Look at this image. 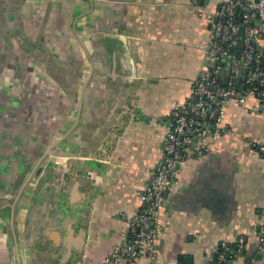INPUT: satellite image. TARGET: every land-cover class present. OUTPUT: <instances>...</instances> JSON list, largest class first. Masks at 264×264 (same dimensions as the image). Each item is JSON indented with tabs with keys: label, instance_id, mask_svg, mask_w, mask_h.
Segmentation results:
<instances>
[{
	"label": "crops",
	"instance_id": "crops-1",
	"mask_svg": "<svg viewBox=\"0 0 264 264\" xmlns=\"http://www.w3.org/2000/svg\"><path fill=\"white\" fill-rule=\"evenodd\" d=\"M220 2L0 0V264H103L142 208L167 114L208 61L206 14ZM225 123L235 133L176 176L157 264H214L240 237L255 249L264 157L249 139L264 143V108L231 101ZM60 171L65 191L51 186Z\"/></svg>",
	"mask_w": 264,
	"mask_h": 264
},
{
	"label": "built area",
	"instance_id": "built-area-1",
	"mask_svg": "<svg viewBox=\"0 0 264 264\" xmlns=\"http://www.w3.org/2000/svg\"><path fill=\"white\" fill-rule=\"evenodd\" d=\"M201 1L191 0L195 6ZM206 15L211 23L205 44L208 61L194 79L190 96L174 102L167 114L159 161L140 192L142 208L127 218L124 238L109 250L103 264H157L162 211L173 195L179 171L222 134L235 133L225 123L229 102L264 108V0H221L217 9ZM249 141L264 157V143ZM258 233L263 244L264 220ZM244 243L243 237L237 239L234 255ZM229 245L221 244L217 263L226 259Z\"/></svg>",
	"mask_w": 264,
	"mask_h": 264
},
{
	"label": "water",
	"instance_id": "water-1",
	"mask_svg": "<svg viewBox=\"0 0 264 264\" xmlns=\"http://www.w3.org/2000/svg\"><path fill=\"white\" fill-rule=\"evenodd\" d=\"M16 21H17V27L21 28L19 16L16 18ZM9 51H10V49H8L6 47V44L4 45V42L2 44H0V71H1V68L3 67V65L6 61V58L8 56ZM116 121L113 122L111 124V126L109 127V129L105 132L106 134L104 135V138L101 140V145L98 147V153L96 154L97 157L104 158L103 153H102L103 152L102 144L105 143V138L107 137V135L110 132V130L112 129V127H114ZM34 173L30 176V178H32V176L34 177V175H35ZM65 175H66V173L63 174L60 171V175L56 176V178L54 179V182L51 186H57L62 191H65L71 184L74 183L73 180H71L68 177H65ZM24 186L22 185L21 187H19V189H18L19 192H20L22 187L24 188ZM234 245H235V243H231V248H233ZM82 247H83V242L81 243V245L77 246V249L80 251V250H82ZM246 252H247V248H245V247L242 248L240 251H238L236 255L228 252L226 255V259H225L226 264L233 263V261L235 259H236L235 263L239 262L240 264H249V260H251V259H256V260L263 259V257H264V243L261 244L260 238H259V240L256 242L255 249H254L253 253H251L250 255H247ZM217 255H218V253L216 254V257H217ZM178 258L181 260L179 264H193V259L191 256L179 255ZM214 264H218V263L214 262Z\"/></svg>",
	"mask_w": 264,
	"mask_h": 264
},
{
	"label": "trees",
	"instance_id": "trees-1",
	"mask_svg": "<svg viewBox=\"0 0 264 264\" xmlns=\"http://www.w3.org/2000/svg\"><path fill=\"white\" fill-rule=\"evenodd\" d=\"M235 245H236V244H235ZM235 245L233 246V248H231V244L229 245V249L226 251L225 256L227 255L228 252H230L231 254H233V251H234V249L236 248ZM215 262H217V259H215ZM218 264H226V260H224V261H222V262H220V263H218Z\"/></svg>",
	"mask_w": 264,
	"mask_h": 264
}]
</instances>
